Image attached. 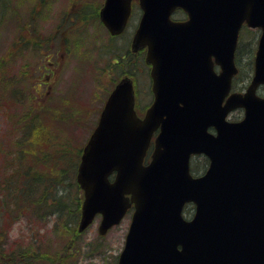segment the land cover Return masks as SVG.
I'll return each mask as SVG.
<instances>
[{
	"label": "water",
	"instance_id": "95a60500",
	"mask_svg": "<svg viewBox=\"0 0 264 264\" xmlns=\"http://www.w3.org/2000/svg\"><path fill=\"white\" fill-rule=\"evenodd\" d=\"M130 6L131 0H104L99 17L111 34L123 30ZM139 6L131 42L134 48L147 45L155 99L140 119L129 78L110 91L76 171L82 192L77 228L100 213L104 233L132 203L117 264H238L244 253L247 264H264V98L254 92L264 83V0H139ZM176 8L187 12L185 22L170 18ZM243 20L263 28L255 73L244 97L232 93L222 104ZM210 53L218 75L208 70ZM237 105H245L244 119L226 121ZM210 125L216 136L207 132ZM202 151L210 166L193 177L189 155ZM186 201L196 204L190 221L181 216ZM241 234L244 249L237 245Z\"/></svg>",
	"mask_w": 264,
	"mask_h": 264
},
{
	"label": "rangeland",
	"instance_id": "374dc122",
	"mask_svg": "<svg viewBox=\"0 0 264 264\" xmlns=\"http://www.w3.org/2000/svg\"><path fill=\"white\" fill-rule=\"evenodd\" d=\"M102 2L103 0H0V58L6 60V63L0 61V165L12 158V155L6 153L7 149L14 153L15 132L19 130L8 133L10 126L7 122L9 112L14 107L22 111L37 112L42 102L50 97L49 108L55 113L43 112L40 119L51 115L50 119L57 133L63 136L62 131L68 132L73 138V144L79 147L84 144L95 125L109 89L121 77V70H125V75L135 76L139 106L151 100L152 96L150 93L148 95L150 78L146 74L148 67H144L140 62L142 60L132 57L125 67L113 62L123 46L127 45L130 49L133 29L139 21L141 11L137 3L134 4L129 24L123 34L114 38L96 18L95 11L101 7ZM15 34L18 37L13 46L11 42L15 39ZM31 42L38 49H34ZM8 43L10 47L5 52ZM243 58L246 62L250 60L247 54ZM239 59L241 62V57ZM16 89L21 90L19 94L22 95V101L6 106L14 97ZM234 115L241 114L236 111ZM234 115L231 116L232 119ZM43 130L40 123L38 135ZM34 150L33 146L27 147L28 163ZM191 161V168L200 167L199 162L193 159ZM15 164L18 162L15 161ZM13 169V165L9 166L7 172L0 169V179L3 175L7 177ZM0 192L4 190L0 189ZM2 217L0 228L6 231V248L25 244L35 234L38 244L50 243L46 246L50 256H57L58 259L68 256L65 264H116L130 222L128 212L119 224L101 235L98 230L100 216H96L85 230L78 233L76 239L70 233H61L63 237H67L62 240V244H57L54 240L57 232L54 217L44 216L45 219H41L42 217L25 213L10 228L8 217ZM24 238L27 240H22Z\"/></svg>",
	"mask_w": 264,
	"mask_h": 264
},
{
	"label": "trees",
	"instance_id": "16d2710c",
	"mask_svg": "<svg viewBox=\"0 0 264 264\" xmlns=\"http://www.w3.org/2000/svg\"><path fill=\"white\" fill-rule=\"evenodd\" d=\"M34 46L37 45L34 44ZM34 49H38V46ZM117 54L119 61H113L116 65L120 67L129 65L128 57L123 55V50ZM123 74L125 70H121L120 75ZM20 91V89L14 91V97L7 102L6 106L10 107L9 105H16L22 101ZM49 100L51 98L47 97L37 112L22 111L16 107L9 112L8 133L15 132L16 129L19 132H15L14 153L13 150H6V153L12 155L11 160L0 165L2 172H7L9 166H14L7 177L3 175L0 179V189L4 190L0 192V219L6 215L8 222L10 221L8 225L10 228L12 223L18 221L25 213L33 214L37 218L42 217L41 219H45L44 216L54 217V225L57 228L54 240L57 244H62V240L67 236L63 237L61 233H70L73 239H76L78 235L76 225L80 216L82 199L80 188L75 181V173L82 144L76 147L68 132L62 131L63 136L57 133L52 125L51 115L40 119V114L43 112L55 113L49 108ZM51 104L53 105V101ZM40 123L44 130L38 135ZM28 146L35 148L30 154V163H28L27 155ZM15 161L18 164H15ZM5 233L6 231L0 228V264H65L67 262L66 255L59 258L60 260L57 256H50L46 247L50 243L38 244L35 234L32 235L33 238L28 239L31 241L25 244L6 248Z\"/></svg>",
	"mask_w": 264,
	"mask_h": 264
},
{
	"label": "flooded vegetation",
	"instance_id": "af4514ba",
	"mask_svg": "<svg viewBox=\"0 0 264 264\" xmlns=\"http://www.w3.org/2000/svg\"><path fill=\"white\" fill-rule=\"evenodd\" d=\"M178 14L181 15L179 16L180 20H185L186 15L182 10H178ZM261 32H262V28L260 26H250L248 24H246L245 22H242L240 24V27L238 29L237 32V41H236V47H235V53H234V60H235V64L237 67V72L236 74H234L232 76L231 79V88L229 90L230 93L233 92H237V93H241L244 94L245 90L247 89V87L249 86V84L251 83V76L253 73V64H254V55L257 51V45L258 42L260 40V36H261ZM209 37V36H208ZM207 37V38H208ZM247 54V56H249V61H245V59L243 58L245 55ZM239 57H241L242 61L240 62ZM209 68L210 70H213L214 72H218V65H217V60L215 59V55L214 54H210L209 56ZM147 64V67L149 68V74H150V70H151V64L149 63H145ZM246 66H248L246 68ZM12 81V79H11ZM13 92L10 91L9 95H11ZM151 92V90H150ZM255 92H257L258 95L260 96H264V86L263 85H259L256 89ZM152 96V93H151ZM153 98V96H152ZM148 105V104H147ZM238 111L239 114L241 115H234V113ZM145 111H143L144 113ZM230 116H233L232 120H240L244 117V107L243 106H235L231 112L229 113ZM214 128H211V131H213ZM193 157L197 158L194 159L196 162L200 163V167H196V169H194L193 167L191 168L192 171H194L195 173L198 174H203L204 170L207 168L209 160H207V158L204 155H193ZM192 157V158H193ZM205 159L206 162H204ZM239 215V214H238ZM242 236L239 238L237 245L238 247L240 246L241 248H245L244 244L247 241L246 237L244 234H241ZM231 237H233L232 235H230ZM23 240H26V238H24ZM261 254V250H259V255ZM255 256H259L258 254H254ZM248 263V258L245 256V253L243 254L242 258L240 259V261L238 262V264H247Z\"/></svg>",
	"mask_w": 264,
	"mask_h": 264
}]
</instances>
